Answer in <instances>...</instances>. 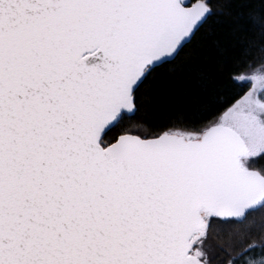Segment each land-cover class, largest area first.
<instances>
[{"label":"snow or ice","instance_id":"1","mask_svg":"<svg viewBox=\"0 0 264 264\" xmlns=\"http://www.w3.org/2000/svg\"><path fill=\"white\" fill-rule=\"evenodd\" d=\"M0 264H264V0H0Z\"/></svg>","mask_w":264,"mask_h":264},{"label":"trees","instance_id":"2","mask_svg":"<svg viewBox=\"0 0 264 264\" xmlns=\"http://www.w3.org/2000/svg\"><path fill=\"white\" fill-rule=\"evenodd\" d=\"M246 88L248 86H245ZM177 99H179V97H177ZM159 108H160V111L162 113H170L172 111H174V104L169 102L168 100L166 99H161L160 101V104H159ZM175 124V121L174 120H168V119H165V120H162L158 123V125L156 126V130L159 131V130H162L163 128L165 127H173ZM258 219V222H259V219L260 218H257Z\"/></svg>","mask_w":264,"mask_h":264},{"label":"rangeland","instance_id":"3","mask_svg":"<svg viewBox=\"0 0 264 264\" xmlns=\"http://www.w3.org/2000/svg\"><path fill=\"white\" fill-rule=\"evenodd\" d=\"M249 87V86H248Z\"/></svg>","mask_w":264,"mask_h":264}]
</instances>
